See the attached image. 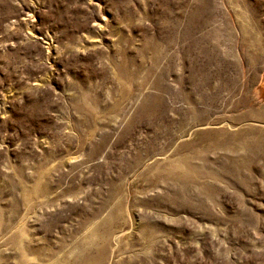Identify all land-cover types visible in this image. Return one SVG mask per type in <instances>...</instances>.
<instances>
[{"label": "rangeland", "instance_id": "obj_1", "mask_svg": "<svg viewBox=\"0 0 264 264\" xmlns=\"http://www.w3.org/2000/svg\"><path fill=\"white\" fill-rule=\"evenodd\" d=\"M0 264H264V0H0Z\"/></svg>", "mask_w": 264, "mask_h": 264}]
</instances>
